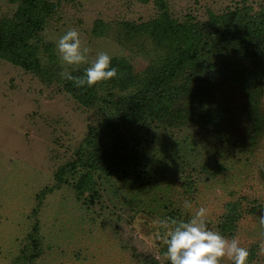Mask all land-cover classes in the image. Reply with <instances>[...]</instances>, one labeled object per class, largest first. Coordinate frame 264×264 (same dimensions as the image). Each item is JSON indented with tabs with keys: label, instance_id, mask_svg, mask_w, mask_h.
<instances>
[{
	"label": "rangeland",
	"instance_id": "1",
	"mask_svg": "<svg viewBox=\"0 0 264 264\" xmlns=\"http://www.w3.org/2000/svg\"><path fill=\"white\" fill-rule=\"evenodd\" d=\"M163 2L175 26L203 22L216 28L228 10L254 13L264 8V0ZM27 3L0 0V27L16 20ZM35 3L39 8L55 4L33 38L43 74L16 66L6 53L0 56V264H168L164 229L155 222L189 219L199 207L207 210L210 229L248 249L247 264H264V229L259 224L264 208V74L255 79L260 84L255 111L249 112L252 98L239 80L254 75L253 67L232 51L203 53L192 59L191 68L213 61L221 69L217 77L205 76L211 104L205 103L206 96L199 101L193 86L187 94L196 104L176 89L166 97L178 108L194 105L198 115L189 114L188 120L171 126L152 119L132 137L124 132L137 153L124 164L119 161L114 174L81 166L60 171L75 159H100L107 137L127 128L112 107L102 102L82 105L64 89L60 73L72 69L61 67L55 45L64 32L80 33L82 44L92 50L90 59L106 52L111 63L119 60L129 67L132 85L108 80L98 90L102 96L112 91L115 99L132 94L163 59L193 40L197 48L207 37H190L186 31L159 40L125 26L148 24L159 16V0ZM185 78L176 76L169 86L177 87ZM208 116L229 142L256 121L257 139L244 149L234 148L213 132ZM186 200L191 208L184 207ZM220 264L231 262L225 256Z\"/></svg>",
	"mask_w": 264,
	"mask_h": 264
},
{
	"label": "trees",
	"instance_id": "2",
	"mask_svg": "<svg viewBox=\"0 0 264 264\" xmlns=\"http://www.w3.org/2000/svg\"><path fill=\"white\" fill-rule=\"evenodd\" d=\"M159 2L161 14L151 22L140 25L126 23L125 26L133 29L137 34L146 31L151 38L159 40H169L175 36H182L186 31H191L190 37L193 33L200 37L204 34L207 38L203 40L201 46L198 45L196 48L195 41L188 36V39L193 40L191 45L182 50L180 49L179 53L163 59L155 67L156 69H152V74L146 76V80L132 94L118 99L114 98L112 91L107 90L105 95L102 96L99 95L98 90L101 85H106L112 81L114 83L120 82V85L122 83L132 85L129 67L122 61L114 60L111 63L112 66L116 67V77L108 82L97 83L91 88H77L73 82L63 79L64 89L78 103L85 106L94 105L97 102L107 104L120 115L121 122L125 123L127 128L120 134L107 137L106 142L103 144V156L100 159L93 160L92 156L85 160L75 159L61 166L60 171H74L78 166H81L93 168L94 170L102 169L107 174H114L118 170L119 161L124 164L131 160L132 153H137L134 150L135 146L129 144L125 139L127 137L124 132L129 133L132 137L134 131L145 125L149 120H159L171 126L182 124L185 119H189V114L198 115L199 111L194 105H189L193 106L191 109H188L187 105L184 108H178L166 97H171V90L174 89H176V94L183 95L184 98L190 97L187 93L189 87L193 86L195 87L193 92L195 94L197 91L198 94L200 93L199 101L206 96L205 103L207 105L211 104L212 94L204 88L209 85L205 76L213 73L216 74L214 77H217L221 69H216L218 63L213 61L204 62L200 69L191 68L192 59L203 53L211 56L212 54L218 55L219 53L232 51L242 56V60L253 67L255 74L240 79L239 83L245 87L246 93L252 98V108L249 109V112L255 111L253 104L257 98L258 84H260V81L257 82L255 79H260V76L264 74V8L254 13H249L246 10L242 11L243 13L228 10L219 17L217 20L218 27L216 28L209 27L208 24L203 22L187 26H175L167 13L163 0H159ZM244 2H247V0H244ZM48 6L39 8L35 0H28L27 7L16 13V20H8L5 24L2 23L0 27V56L6 53L8 59L16 66L40 75L43 74L44 70L38 57V46L33 42V38L43 29L46 18L51 13L48 11L55 4L50 3ZM225 36L226 39H224ZM224 40H227V42H223ZM229 47L231 50L228 49ZM83 69H78L72 74L80 75L83 73ZM181 75L186 76L183 84L171 88L169 84L174 81L176 76ZM212 78L210 79L212 80ZM202 88L205 90L204 92H201ZM190 95H193L192 92H190ZM194 100H196L194 97L191 100L189 99L190 103L196 104ZM199 109L204 111V106H199ZM209 121L215 134L223 135L225 137L224 142L232 144L234 148L238 149H244L245 145L249 146V144L254 143L259 133V127L255 121L247 126L246 134L236 141L229 142V140H226L227 135L224 134L223 130L216 127L211 117L208 116L207 122ZM134 124L137 126H134Z\"/></svg>",
	"mask_w": 264,
	"mask_h": 264
},
{
	"label": "clouds",
	"instance_id": "3",
	"mask_svg": "<svg viewBox=\"0 0 264 264\" xmlns=\"http://www.w3.org/2000/svg\"><path fill=\"white\" fill-rule=\"evenodd\" d=\"M61 67L70 66L71 71H61L60 76L74 83L75 87L91 88L97 83L108 81L117 75L111 65L112 57L106 52H98L90 59L91 49L82 44L80 33L69 29L55 41ZM87 64L80 75H73L79 66ZM185 208H191L190 201H184ZM259 216V224L264 229V208ZM164 229L163 244L166 246L168 264H220L227 257L231 264H247L249 251L241 247L233 238L230 241L219 232L208 227L207 210L199 207L194 215L186 220L165 219L155 222ZM264 235V232L261 233ZM158 237L161 236L157 233Z\"/></svg>",
	"mask_w": 264,
	"mask_h": 264
}]
</instances>
